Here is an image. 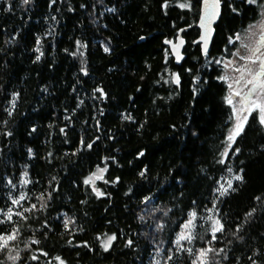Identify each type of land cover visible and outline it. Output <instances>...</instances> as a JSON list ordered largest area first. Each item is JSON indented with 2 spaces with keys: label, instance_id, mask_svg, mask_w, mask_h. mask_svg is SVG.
<instances>
[{
  "label": "trees",
  "instance_id": "1",
  "mask_svg": "<svg viewBox=\"0 0 264 264\" xmlns=\"http://www.w3.org/2000/svg\"><path fill=\"white\" fill-rule=\"evenodd\" d=\"M200 6L0 0V264H264V123L228 143L216 61L260 9L223 0L203 55Z\"/></svg>",
  "mask_w": 264,
  "mask_h": 264
},
{
  "label": "rangeland",
  "instance_id": "2",
  "mask_svg": "<svg viewBox=\"0 0 264 264\" xmlns=\"http://www.w3.org/2000/svg\"><path fill=\"white\" fill-rule=\"evenodd\" d=\"M253 1L259 5L260 9L257 21L245 27L239 35L232 37L230 44L233 47L228 50L227 54L216 59L222 65L221 78L227 83L228 97L232 99L234 119L228 135L235 129L237 123H243L244 126L246 122L244 117L248 118L254 110L258 111L260 117L259 109L251 108L253 102L264 103V76H257L264 61V0ZM260 36H263L262 40ZM246 101L248 102L245 104ZM228 143L231 144L232 141L228 140ZM103 171V169H98L88 177V180L93 183ZM196 222V216L191 214L178 235L180 242L191 237ZM200 260L203 262V255Z\"/></svg>",
  "mask_w": 264,
  "mask_h": 264
},
{
  "label": "water",
  "instance_id": "3",
  "mask_svg": "<svg viewBox=\"0 0 264 264\" xmlns=\"http://www.w3.org/2000/svg\"><path fill=\"white\" fill-rule=\"evenodd\" d=\"M200 1V15L197 23L200 33L194 41V45H199L201 53L205 55L210 51L216 35V25L222 16L223 0ZM164 43L169 47L170 53L176 63L180 64L185 60V47L187 42L182 35V30L179 31L176 38L165 39Z\"/></svg>",
  "mask_w": 264,
  "mask_h": 264
},
{
  "label": "snow or ice",
  "instance_id": "4",
  "mask_svg": "<svg viewBox=\"0 0 264 264\" xmlns=\"http://www.w3.org/2000/svg\"><path fill=\"white\" fill-rule=\"evenodd\" d=\"M25 2H27V0H25ZM215 6V5H214ZM108 49L106 48L105 51H107ZM259 58V57H257ZM262 70H264V65H262ZM260 73H257V76H259ZM177 82H178V78H177ZM251 91V90H250ZM236 95H239V93H236ZM227 102L229 104H232V99L231 97H228L227 99ZM251 108H254V109H259L260 111V120H261V123H264V103H260V102H253L252 105H251ZM244 120L246 121L247 120V117H244ZM243 129V123H237L235 129H233L229 136H228V140L229 141H233L235 139V136L239 135L240 132L242 131ZM231 145H229L230 147ZM238 151V150H237ZM141 175H143V173H141ZM237 179H240V177H237ZM220 229H217V231H219ZM183 238V237H182ZM11 239H15V237L13 235H10L7 237V239H5L4 237H0V241H3V244H0V247H3V246H6L7 244V240H11ZM115 239L114 236L112 237H109L108 240L105 242L104 244V247H105V250H107V248L110 246V242L111 240ZM203 254V252H202ZM59 259V258H57ZM61 264H63V262H61Z\"/></svg>",
  "mask_w": 264,
  "mask_h": 264
},
{
  "label": "flooded vegetation",
  "instance_id": "5",
  "mask_svg": "<svg viewBox=\"0 0 264 264\" xmlns=\"http://www.w3.org/2000/svg\"><path fill=\"white\" fill-rule=\"evenodd\" d=\"M255 21H257V19H255V20L251 21L250 23H248V24L246 25V27H248L249 25H251V24L254 23ZM237 35H239V33H237L235 36H237ZM260 39L262 40V39H263V36H260ZM262 65H264V61L262 62ZM258 73H260V75H259L260 77H263V76H264V70L261 69V70L258 71ZM247 102H248V101H246L245 104H246ZM249 112H250V111H249ZM249 112H248V113H249ZM251 114H252V113H250V115H251ZM250 115H249V116H250ZM249 116H248V117H249Z\"/></svg>",
  "mask_w": 264,
  "mask_h": 264
},
{
  "label": "bare ground",
  "instance_id": "6",
  "mask_svg": "<svg viewBox=\"0 0 264 264\" xmlns=\"http://www.w3.org/2000/svg\"><path fill=\"white\" fill-rule=\"evenodd\" d=\"M198 23V22H197ZM198 26V25H197ZM182 35H183V30H182ZM166 39H169V38H166ZM173 39V38H172ZM186 39V38H185ZM165 41V40H164ZM186 42H187V40H186ZM187 45V44H186Z\"/></svg>",
  "mask_w": 264,
  "mask_h": 264
}]
</instances>
